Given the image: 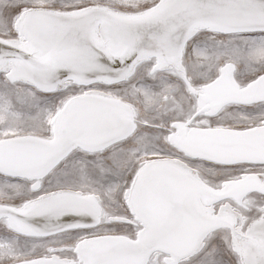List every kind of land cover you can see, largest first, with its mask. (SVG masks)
I'll use <instances>...</instances> for the list:
<instances>
[{"label":"snow or ice","instance_id":"1","mask_svg":"<svg viewBox=\"0 0 264 264\" xmlns=\"http://www.w3.org/2000/svg\"><path fill=\"white\" fill-rule=\"evenodd\" d=\"M0 264H264V0H0Z\"/></svg>","mask_w":264,"mask_h":264}]
</instances>
